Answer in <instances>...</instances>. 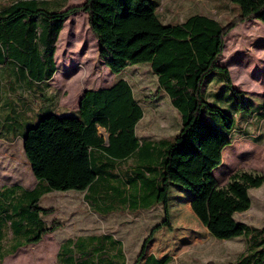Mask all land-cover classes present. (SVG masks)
Returning a JSON list of instances; mask_svg holds the SVG:
<instances>
[{"label": "trees", "instance_id": "obj_1", "mask_svg": "<svg viewBox=\"0 0 264 264\" xmlns=\"http://www.w3.org/2000/svg\"><path fill=\"white\" fill-rule=\"evenodd\" d=\"M231 1L239 7V14L225 25L199 14L175 25L164 23L150 0H84L68 7L66 0H16L0 7V67L14 61L30 80H50L56 71L54 45L63 23L84 12L103 65L117 75L130 65H148L158 91L167 96L180 117V129L170 139L143 141L136 134L143 108L123 79L84 92L74 115H41L25 130L22 140L36 186L0 190V263L61 227L58 220H43L53 213L51 208L39 207L49 192L84 193L89 208L105 215L126 205L131 212L160 206L163 227L168 225L172 184L187 191L192 213L212 238H245L247 253L234 264H264V226L254 228L234 217L249 209L248 190L260 187L264 179L236 173L219 187L213 171L232 143L233 119L210 106L202 95L203 82L213 73L222 74L232 89L228 69L219 65L227 34L245 21L256 19L264 25V0ZM259 105L256 114L264 121V100ZM242 109L250 112L247 107ZM205 111L218 114L226 132L205 121ZM98 128L107 134V145ZM151 239L150 233L137 261ZM80 243L83 246L77 248L71 241L63 243L57 264H92L103 249L94 248L90 241Z\"/></svg>", "mask_w": 264, "mask_h": 264}, {"label": "rangeland", "instance_id": "obj_2", "mask_svg": "<svg viewBox=\"0 0 264 264\" xmlns=\"http://www.w3.org/2000/svg\"><path fill=\"white\" fill-rule=\"evenodd\" d=\"M150 1L157 6L161 21L172 25L182 23L195 14L207 16L225 25L235 20L239 14V7L231 0ZM83 2L84 0H66L67 6H78ZM56 61L59 71L50 86L57 92L61 107L76 105L77 97L83 89L105 88L116 80L123 79L131 85L135 98L140 101L144 110V117L137 126L138 136L170 139L179 131L180 117L162 91L155 93L156 77L148 65H130L117 75L99 60L98 44L89 30L84 12H77L66 21L57 45ZM219 65L228 69L233 91L224 82L222 74L213 73L203 82L202 95L210 106H216L233 119L230 132L232 143L225 148L222 163L213 174L219 187L225 186L236 173L246 172L264 179V121L256 114L264 97V25L256 19L237 23L224 38ZM243 107L249 108L250 112L244 111ZM63 114L57 112L58 116ZM202 117L221 133L226 132L218 114L205 111ZM99 132L105 137L102 130ZM137 163L139 161L135 160L134 164ZM126 167L130 168L129 165ZM18 183L25 188L35 184L21 143L15 141L6 145L0 142V187ZM180 190L188 198L178 193ZM248 196L249 209L236 213L234 217L251 227L261 228L264 226V182L258 188L249 189ZM187 200L189 194L186 190L170 185L169 225L160 229L164 222L160 209L137 216H127L116 210L113 216L100 219L83 204L80 194L72 191L51 193L40 205L53 211V215L46 220H58L61 227L50 237L44 238L40 245L30 247L21 254L30 253L34 256L33 264H55L54 253L63 239L112 232L121 239L126 255L131 259L151 233L154 238L149 251L156 256L174 255L175 259L171 264L232 262L244 249L243 239L220 242L200 236L204 231L200 230ZM155 228L160 229L156 234L153 232ZM143 238L145 239L142 241Z\"/></svg>", "mask_w": 264, "mask_h": 264}, {"label": "crops", "instance_id": "obj_3", "mask_svg": "<svg viewBox=\"0 0 264 264\" xmlns=\"http://www.w3.org/2000/svg\"><path fill=\"white\" fill-rule=\"evenodd\" d=\"M14 1H16V0H0V7L9 5ZM65 5H66V7H68L67 4H65ZM69 17H67L65 19V21L63 23V27H62L59 35H58V38L55 42V45H54L55 50H54L53 59H54L56 71L50 80H48L46 82H35V81L30 80V78L27 76L25 71L14 61H8L0 67V80H1V84H0V142L4 143L6 145L7 144L11 145L15 141H20L21 146H22V140H23L25 130L29 126H32L33 124H35L36 120L41 115L46 114V113H53V114L57 115V112H60L61 114H63L62 113L63 111L66 113H64L63 115H60V116H67L68 115L67 113L74 115L76 113L77 108H78V102H79V99L81 98L82 94L88 90H98V89H83L81 91L80 95L77 97L76 105H72V106L65 105V106L61 107L59 105V96L57 95V92L55 90H53V88L50 86L52 80L57 76L58 71H59L58 64L56 61L57 45H58V42L60 40L61 34L64 30L66 21L68 20ZM105 88H107V87H105ZM99 89H102V88H99ZM158 92L159 91L157 89L155 93L157 94ZM133 96H134V94H133ZM134 98H135V96H134ZM263 100H264V97H263ZM137 101L139 102L140 106L142 107V104L140 103V101L139 100H137ZM154 107H155V105H153V108ZM60 110H62V111H60ZM143 117H144V110H143ZM143 117H142V119H143ZM140 121H139V123H140ZM138 124H137V126H138ZM100 130H102L104 133H105V131H104V129L98 128V134L104 138L105 145H107V134L105 133V137H104L99 132ZM136 131H137V127H136ZM136 134H137V132H136ZM138 137L141 138L143 141L150 142V143H152V142L154 143V142L165 139V138L153 139V138H149L147 136H145V137L144 136H141V137L138 136ZM222 159H223V156H222ZM36 183H37V181L35 180V184L30 188H25L22 185H20L19 183L13 184L11 186H18L23 190H32L36 186ZM4 187H10V186H1L0 190L3 189ZM68 192H71V191H68ZM72 192L80 194L83 204H85L86 207L88 208V210L92 214L97 216L98 218L105 219V218L113 216L115 214L114 213L115 211L110 213V214H106V215L96 213V211H94L93 209H90L89 205L84 201V193L76 192V191H72ZM51 193H57V192H49V193L45 194L40 199V203H39L40 208H42V209L49 208V207L43 208V207H41L40 204H41V201ZM63 193H67V192H63ZM178 193H181V192H178ZM169 205H170V203H168V209H169ZM188 205H189V203H188ZM189 207H190V205H189ZM159 209H160V211H162V208L160 206H154L150 209H137L135 211H132V213H131L130 208L126 205V207H124V209L118 208L117 210H120L122 212V214L127 215V216H137L139 214H146V213H149L152 211H158ZM162 214H163V212H162ZM51 215H53V213L45 216L43 218V220L46 223L51 222L54 219L49 220V221L46 220V218L50 217ZM194 218L197 221V223L200 225V227H201L200 230L204 231V233L199 234V235L202 237H209L213 240H216L208 234L207 230L200 224V222L197 220V218L195 216H194ZM168 225H169V219H168ZM167 226H163V227H167ZM163 227H160V229ZM150 228H153V227H150ZM160 229L156 230L154 232V234L159 232ZM57 230L53 231L52 233H47V234L43 235L41 240L38 243L30 244V245H27L25 247L18 249L14 254L5 257L1 261L0 264H27V263L30 264L31 262L33 264L35 261L34 256L30 255V253H28V254L27 253L21 254V253L25 252L30 247L40 245L42 243V241L44 240V238L50 237V235L53 234L54 232H56ZM153 238H154V235L152 236L151 241L147 245L144 256L140 260L137 261L136 258H137L138 252L140 250V247H139L138 251L134 254V257L129 259L126 255L123 242L121 241L120 238L116 237V235L112 232H101V233L85 234V235H77L74 237H68V238L63 239L61 242L58 243V246H57L56 251L54 253V263L57 264V253H58V251H59V249L63 243H65L66 241H71L73 244H75V247L77 248V247L83 246V243H80V241L84 240L86 242L90 241L94 245V248H96V246H98V247L101 246V248H103L101 251H99L98 255L95 256V259L92 262V264H154L153 262H155L156 264H158V263H160V264H171L173 262V260L175 259L174 255L171 256L169 254H164L161 256H156L152 252L149 251V247L152 243ZM144 239L145 238H143L142 241ZM236 239H243L244 245H245L244 249L242 252H240L236 256V258L232 262L228 261L224 264H234L241 256H243V255L245 256L247 253L246 252L247 243H246V240L244 237H238V238H234L231 240H216V241L222 242V241H232V240H236ZM182 241H184V240H182ZM187 242L188 241H185V243H187ZM86 246L89 248V245H86ZM140 246H141V244H140ZM91 251H93V250H91ZM179 251H181V250H179ZM179 251H178V253H180Z\"/></svg>", "mask_w": 264, "mask_h": 264}, {"label": "water", "instance_id": "obj_4", "mask_svg": "<svg viewBox=\"0 0 264 264\" xmlns=\"http://www.w3.org/2000/svg\"><path fill=\"white\" fill-rule=\"evenodd\" d=\"M80 100V99H79Z\"/></svg>", "mask_w": 264, "mask_h": 264}]
</instances>
